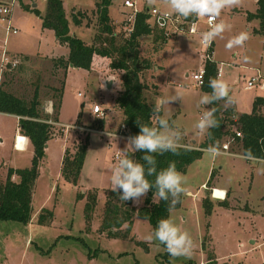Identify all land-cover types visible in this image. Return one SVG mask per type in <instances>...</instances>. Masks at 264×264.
<instances>
[{
	"label": "rangeland",
	"instance_id": "374dc122",
	"mask_svg": "<svg viewBox=\"0 0 264 264\" xmlns=\"http://www.w3.org/2000/svg\"><path fill=\"white\" fill-rule=\"evenodd\" d=\"M62 1L73 33L87 45L95 44L99 31L98 3L101 0ZM7 2L0 0V6ZM124 2L114 0L110 10L119 40L127 39L121 22L130 13L121 9ZM148 6H160L171 11L164 0H155ZM46 9L47 0H19L15 6L13 26L19 34L9 37V53L31 59L20 65L22 69L18 67L8 71L11 73L6 77L4 74L0 89L27 101H31L36 89H39L43 110L52 115L53 103L59 99V91L63 88L59 121L65 127L55 126L54 136L42 161L33 196L32 222L23 225L0 221V264H209L213 258L216 264H264V172L260 171L264 165L240 158L219 156L211 159L204 154L183 174L187 181L184 185L185 200L182 208L171 212L170 218L192 239L189 257L174 258L158 241H146L145 238L154 229L148 221L139 218L134 219L130 233H127V225L123 227L122 233L129 234L126 239L113 238L107 234L108 231H102L107 200L112 192V171L118 164L117 155L121 154L129 137L122 133L123 114L116 104L123 89L122 74L113 73L109 61L103 58L96 59L91 72L65 69L56 64L59 59H68L70 51L67 45L58 43L53 30L43 27ZM257 10L256 0H242L239 7L225 9L217 21H223L229 27L214 40L216 58L230 63L226 69L227 77H230V91L239 97L240 111L245 114L252 112L256 97L264 98V91L258 85L247 89L248 78L254 74V69H259L264 77L262 23L248 20V14ZM78 12L87 16L80 27L73 23V14ZM241 32H247L249 39L242 47L229 50L226 47L228 40ZM4 39V26L0 25V41ZM185 40L192 54L174 55V45L180 44L183 39L173 41L163 50V43L157 42L154 34L143 37L139 47L140 76L147 84L144 95L149 103L182 96V100L165 105L159 115L168 118L182 132V143L200 146L197 144L203 142L207 134L199 133L194 125L204 111L197 102L205 92L195 86L192 76L203 66V59L199 38L195 43ZM162 50L167 66L166 71L160 74L154 68L159 65L158 56ZM245 57L248 59L245 60ZM147 65L148 69L145 68ZM49 106L50 113L47 110ZM101 111L106 112L104 119L100 117ZM156 119L157 116L154 125ZM100 120L104 121V125L100 128L102 130H97ZM237 128L235 126L231 130L236 132ZM19 133V120L0 113V185L6 183L9 170H26L33 166L35 147L30 143L19 152L15 146ZM88 135L84 168L78 184L74 185L61 175L63 146L67 145L68 150L74 152ZM18 139L17 147L22 149L27 140L25 137ZM230 139L233 141L232 136L227 138ZM230 145L234 154H240L241 148L236 141ZM219 165L223 166L220 175ZM212 172L214 176L211 180ZM210 180V185L204 190L202 185ZM13 181L19 182V178L14 176ZM215 183L227 188L228 198L224 199L226 193L218 189L211 195L212 190L209 189ZM89 192L97 194L98 200L91 222L86 220L85 215L87 198L78 200L79 195ZM209 196L214 208L211 216L205 214L203 205ZM146 197H142L139 203L133 202V207H144ZM213 198L222 201V204ZM114 202L119 203L116 198ZM46 211L53 212L52 221L47 218ZM44 214L47 224L39 223L40 216Z\"/></svg>",
	"mask_w": 264,
	"mask_h": 264
},
{
	"label": "trees",
	"instance_id": "16d2710c",
	"mask_svg": "<svg viewBox=\"0 0 264 264\" xmlns=\"http://www.w3.org/2000/svg\"><path fill=\"white\" fill-rule=\"evenodd\" d=\"M114 0H101L98 3L99 16V31L95 38V44L87 45L82 39L75 36L71 32V22L67 17L64 2L62 0H47V9L43 17V27L55 32L58 43L67 45L69 48L68 59H59L56 64H59L65 69H69L73 65L76 69H83L86 71H93V67L97 58H103L109 61L110 70L113 73L122 74L123 89L120 92L116 104L123 114V127L126 129L127 136L137 135L140 124L154 126V119L156 114L153 112L155 104L149 103L145 98V91L147 84L141 79L142 70L140 65V40L143 37L151 36L161 40V35L151 30L146 23L147 16L141 13L137 16L135 30L132 37L119 40L116 37V30L113 26L110 9ZM258 10L256 13L248 14V20H258L261 24V30L264 32V0H257ZM37 15L39 12L35 10ZM73 23L80 27L83 21L87 18L83 12L73 14ZM21 66L24 62L30 61L31 57L21 56ZM19 66V70L22 69ZM206 77L204 85L201 87L202 91L210 92L208 87L209 78H217L219 75V68L217 62L206 63ZM145 68H149L147 65ZM5 73V77L7 74ZM13 73V72H12ZM55 92L59 91L54 89ZM63 100V88L59 91V99L53 103L54 114H47L42 107L40 100L39 89H36L35 95L31 101H27L21 97L8 92L5 89H0V113L11 115L20 118L19 130L21 136L27 138L34 148V158L32 167L26 170L11 169L8 172L7 181L0 185V221L16 222L23 225H28L32 221V204L33 196L36 188V183L39 177V170L42 161L45 159L46 150L49 142L53 138V131L55 126L59 124V113ZM223 101L215 105L218 111L216 112V119L220 122L219 128L211 129L212 137L206 136L205 142L196 148L192 146L191 151L181 150L180 155H173L171 153L153 154L157 161V170L167 168L170 164H174L176 170L181 174H186L191 165L199 161L204 155V149L209 144L218 142L222 147L226 143L236 141L241 148V155L247 149H251L254 155L264 157V98H256L253 110L250 114H241L237 120L233 109L225 110L222 106ZM212 106V105H211ZM99 129L103 127L104 121L100 120ZM238 126L237 131L233 132L231 128ZM237 133L242 135V138L237 137ZM88 135L83 143H80L76 151L66 150L61 175L69 183L77 185L84 168L87 150H88ZM229 136L233 137V141L227 140ZM144 153L136 152L132 154L129 152V158L143 163L140 160ZM214 173L211 174V180ZM17 176L19 182H14L13 177ZM147 179L152 182L155 180L154 176H149ZM211 180L206 185H210ZM87 198V205L85 206L86 220L91 222L95 209L97 207V194L89 192L88 194L79 195L78 200ZM114 198L119 203L114 202ZM185 200L184 193L181 195L179 202L170 209L169 201H162L158 197L154 198L153 191L147 193L144 207L135 209L133 201L123 202L119 200L118 194L111 192L107 200V208L105 212L104 224L102 231H108V235L113 238H127L129 234H123L122 229L127 225V233L133 229L135 218L148 221L155 230L157 223L161 219L170 218L171 212L182 208ZM264 202V199H263ZM205 214L211 216L213 205L210 196L206 197L203 202ZM47 218L52 221L54 214L51 211H46ZM47 218L41 215L39 223L47 224ZM165 248V247H164ZM209 264H216V260L210 259Z\"/></svg>",
	"mask_w": 264,
	"mask_h": 264
},
{
	"label": "clouds",
	"instance_id": "9594fccd",
	"mask_svg": "<svg viewBox=\"0 0 264 264\" xmlns=\"http://www.w3.org/2000/svg\"><path fill=\"white\" fill-rule=\"evenodd\" d=\"M147 2L152 5L155 0H147ZM164 2L172 13L181 18L188 19L193 16L208 18L210 27L208 31L201 33V42L204 45H210L217 37H221L229 27L223 21L216 22L221 13L225 9L239 7L242 0H164ZM248 39L249 34L241 32L229 39L226 47L229 50L242 47ZM247 59L245 57V60ZM208 87L211 91L201 95L197 102L198 106L204 108V111L196 121L194 128L199 133L207 134L211 138L210 130L220 127V122L215 115L218 111L215 105L223 101V106L227 108L234 103V99L230 95L228 83L223 79L209 78ZM177 99L182 100L183 98L177 95L172 98L159 99L153 107V112L157 116L155 125L150 127L137 121L140 128L139 133L129 136L125 148L121 150V154L117 155L118 164L112 171L110 189L118 194L119 200L139 203L142 197L146 196L149 191H153L154 198L158 197L162 201H169L171 209L185 192L186 177L176 170L174 164L158 171L157 161L153 155L166 152L180 155L181 150L185 152L193 150L191 145L182 143V132L173 123H170L168 118L159 115L165 105H169L171 101ZM209 105L212 106L206 107ZM107 134L109 135V133ZM204 151L211 159H216L224 154L218 142L209 144ZM129 152L132 154L144 153L140 158L143 163L129 158ZM241 159L264 165V157L254 155L250 148L245 150ZM260 171L264 172V168H261ZM149 176H154L155 180L150 182L147 179ZM145 239L148 242L158 241L174 258L191 255L192 239L189 233L181 230L171 218L159 220L155 230Z\"/></svg>",
	"mask_w": 264,
	"mask_h": 264
},
{
	"label": "built area",
	"instance_id": "2783aa9c",
	"mask_svg": "<svg viewBox=\"0 0 264 264\" xmlns=\"http://www.w3.org/2000/svg\"><path fill=\"white\" fill-rule=\"evenodd\" d=\"M146 0H125L123 3L124 9L129 11V15L126 16L125 20L121 22L124 26V33L126 38L132 37L137 16L141 13H145L147 16L146 23L149 28L154 32L157 31L161 35V39L163 42L172 40L174 38H199V49L201 53V59H203V66L192 76V79L195 83L196 87H202L205 82L206 77V63L207 62H215L214 61V52H215V41H213L210 45H204L201 42V33L208 31L210 27V22L206 17H189L188 19L181 18L171 11L164 10L160 6H152L149 7ZM19 3V0H8L7 3L0 6V25L4 26L5 30V39L4 41H0V81L7 71H13L18 68L22 60L18 56H11L8 49V39L12 35H18L19 30L13 26V12L15 6ZM166 17V19H165ZM218 22V21H216ZM200 26H204V28H200ZM254 74L247 81V89H253L258 85L261 90H264V77L262 72L259 69L253 70ZM221 76V72L219 71L218 78ZM98 111V108L95 109ZM106 112L101 111L100 117L104 119L106 117ZM124 135L127 132L125 127L122 130ZM101 134H106L105 132H100ZM111 137H118V135H111ZM127 136V135H126ZM237 137L241 138L242 135L237 133ZM19 139L17 138L16 148ZM231 143H227L223 145V153L224 155L234 157L236 156L233 152H231L230 148ZM213 190V195H214ZM225 199V198H224Z\"/></svg>",
	"mask_w": 264,
	"mask_h": 264
},
{
	"label": "crops",
	"instance_id": "0c3cea01",
	"mask_svg": "<svg viewBox=\"0 0 264 264\" xmlns=\"http://www.w3.org/2000/svg\"><path fill=\"white\" fill-rule=\"evenodd\" d=\"M22 1V0H21ZM146 3H147V5H148V2H147V0L145 1ZM256 2H257V0H256ZM113 3H114V1H113ZM121 9H123L124 10V7H123V5L121 6ZM111 10V9H110ZM256 32H257V30H255ZM71 32H72V34L73 35H75L74 33H73V30H72V26H71ZM76 36V35H75ZM177 39H183V41L182 42H180V44H175L174 45V47H173V54L174 55H189V54H192V51H191V47H190V45H188V44H186V40L185 39H190V40H188V41H190V42H197V38H174V39H172V41L171 40H169V41H165V42H163L162 41V39L161 40H158V39H156V41L157 42H160V43H163L161 46H162V49L164 48V47H167V46H169V45H171V43L173 42V41H177ZM85 42V41H84ZM194 42V43H195ZM86 43V42H85ZM87 44V43H86ZM172 47V46H171ZM198 47V46H197ZM164 50V49H163ZM163 50L159 53V56H158V59H159V65H157V66H155V70L158 72V73H163L164 71H166V64L164 63V60H163ZM21 57V56H20ZM29 57V56H28ZM214 61L215 62H217V64H218V68H219V71L221 72V76L219 77L220 79H223L224 81H226L227 83H228V85H229V88H230V77L228 78L227 76H229V74H228V72H227V70L226 69H228V67L230 66V63H228V62H224V60L223 61H221L220 62V60L218 59V58H216V47H215V52H214ZM232 66V65H231ZM224 68V70H223V68ZM233 68V67H232ZM235 68H237V67H235ZM234 68V69H235ZM238 69V68H237ZM236 69V70H237ZM233 72L231 71V73H230V75L232 74ZM250 78V77H249ZM248 78V79H249ZM261 90V89H260ZM262 91H264V90H262ZM230 95L233 97V99H234V103L231 105V106H229V107H227V108H225L224 106H223V104H224V102L222 103V106H223V108L225 109V110H228L229 108H231V109H233L234 110V112H235V114H236V116L234 117V120H237V118H238V116L239 115H241V114H245V113H242V111H240V109H241V107H240V102H239V97L236 95V94H234L233 92H232V90L230 91ZM256 98H258V97H256ZM243 105H245V104H243ZM51 106H49L48 107V109L47 110H49V113H50V111H52L53 110V107H52V110H51V108H50ZM54 111V110H53ZM19 121H20V118H18V117H16ZM57 126H61V127H65L64 126V124L61 122V121H59V124H57ZM67 127H69V126H67ZM70 128V127H69ZM19 132H20V130H19ZM23 137V136H21V133H19V134H17V138H19V137ZM207 136V135H206ZM26 140H27V142H25L24 143V147L21 149V150H18L19 152H22V151H24L26 148H27V145L28 144H30V142H29V140L27 139V138H25ZM205 140H206V137H205V139H204V141L203 142H201L200 144H197V145H202L204 142H205ZM227 144V143H226ZM49 145V144H48ZM195 145H196V143H195ZM200 146H195L196 148H199ZM63 148H64V151H66L67 149H68V146L67 145H64L63 146ZM230 148H231V145H230ZM20 149V148H19ZM221 149H222V151H223V146L221 147ZM231 150V149H230ZM48 151V148H47V150H46V152ZM231 152H233L232 150H231ZM204 154H206V152L204 151ZM64 155H65V152H64ZM236 156H234L233 158H240L241 159V152H240V154H235ZM221 156H225V157H231V156H227V155H221ZM244 160V159H243ZM247 161V160H246ZM249 162H251V161H249ZM219 175L221 174V172L223 171V166H220L219 165ZM207 184L206 183H204L203 185H202V187H203V189L205 190L206 189V186ZM206 186V187H205ZM208 189V188H207ZM221 190L222 192H225L226 193V195H225V199L226 198H228V192H227V188H225V187H222V186H220L219 184H217V183H215V184H213V185H211V187H210V191L212 190V193H211V195L213 194V190ZM210 194V193H209ZM264 198V197H263ZM214 199V201H218V203H221L220 202V200H217V199H215V198H213ZM222 204V203H221ZM220 204V205H221Z\"/></svg>",
	"mask_w": 264,
	"mask_h": 264
},
{
	"label": "water",
	"instance_id": "95a60500",
	"mask_svg": "<svg viewBox=\"0 0 264 264\" xmlns=\"http://www.w3.org/2000/svg\"><path fill=\"white\" fill-rule=\"evenodd\" d=\"M70 68H74V66L73 65H70ZM109 86V85H108Z\"/></svg>",
	"mask_w": 264,
	"mask_h": 264
}]
</instances>
